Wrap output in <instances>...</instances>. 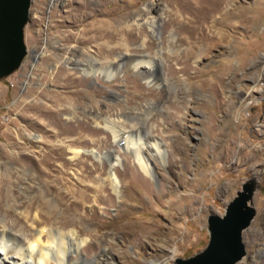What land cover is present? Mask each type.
Segmentation results:
<instances>
[{
  "label": "rangeland",
  "instance_id": "1",
  "mask_svg": "<svg viewBox=\"0 0 264 264\" xmlns=\"http://www.w3.org/2000/svg\"><path fill=\"white\" fill-rule=\"evenodd\" d=\"M86 1L88 21L110 20L115 29L133 24L137 39L129 51L153 54L151 82L126 61L116 64L118 50L107 54L106 39L77 45L69 38L81 34L77 18ZM154 3L30 0L27 52L0 78V219L28 237L26 220L36 210L53 227L75 221L66 230L75 228L97 249L67 264H180L178 258L207 243V216L222 213L256 174L255 215L235 264H264V0H231L224 19L211 14L200 28L181 13L166 33L174 9L158 0L162 21L153 35L140 20ZM81 53L97 60L77 62ZM106 125L118 131L116 141ZM154 140L167 151L164 161L146 149ZM138 144L157 179L148 178V187L136 183L140 191L131 193L124 173L141 172L134 163ZM113 163L118 194L111 188Z\"/></svg>",
  "mask_w": 264,
  "mask_h": 264
},
{
  "label": "bare ground",
  "instance_id": "2",
  "mask_svg": "<svg viewBox=\"0 0 264 264\" xmlns=\"http://www.w3.org/2000/svg\"><path fill=\"white\" fill-rule=\"evenodd\" d=\"M229 1L231 0H166V2L173 7L174 13L172 14L173 17L170 18L165 23L163 32L164 33L168 32L169 29L175 25V23L179 18L178 15H180L181 13L191 15V17L193 18V19L191 18L192 19L191 23L192 24L194 23V25L196 24L194 28L202 27V24H204V22L207 21V18L214 13H218L222 17V19H224V17H226L227 15V10L225 9ZM90 10L91 8L89 1H86L85 4L79 6V11H81V15L77 18L78 19L77 21L79 23L80 22L82 23L81 34L77 38H75L74 35L72 36L70 35L69 38L74 39L77 42V45H88V44L90 45V43L92 42H98V40L106 39V41L102 44V46L105 49L109 47L107 54L113 55L118 50L117 52L118 55L116 56L117 58L114 59V61L118 60V62L116 61L117 62L116 64H119L123 60L126 61L127 63H129L131 71H134L137 74H139L145 81L151 82L149 81L150 78L149 72L152 64L151 62L153 60V54L144 53V52L134 54L129 51L130 42L137 39V37H133L131 34V29L133 24L132 25L127 24V26H125L127 28L123 26L125 29L122 27H121L122 29H115L112 26L110 20L93 19L92 21H88ZM145 11H146V15L140 21L149 27L153 35L158 34L159 26L162 21V18L160 16L162 10L160 4H158V0H156V3L146 6ZM104 14L108 15V12H105ZM134 22L136 23L137 26H140V22L138 20H135ZM142 33H143V29H140L139 36H141ZM115 40L119 41L118 48L117 47L110 48L111 47L110 44L114 43ZM57 41L60 42L59 40ZM141 46H146V48L149 49L151 48L152 44L151 42H147V43L143 42V45ZM103 50H101V53L105 54L106 51ZM83 58L89 60H97L93 56L84 53H81L78 56V58L75 59L77 60V62H79ZM67 60L71 61L72 58L69 57ZM106 62L107 63L109 62L108 59L106 60ZM108 75L109 77L111 76L110 73H108ZM103 123H123V121L122 122L121 120L109 121L108 119H104ZM105 127L111 132V134L113 135L116 141L118 139V131L114 127L109 125H106ZM127 140L129 141L128 137ZM137 147L138 150L134 155V163L135 166L138 168V170H140L141 172H139L138 176H134L128 173L127 172L128 170L125 169V173H124L125 178L129 181V184L124 189L127 192H131V193L140 191L136 183L139 184L144 183V185L148 187L149 186L148 178H154L155 180L157 179V177L155 178L156 173L154 171V167L152 166L151 159L148 157L147 154H145L146 152L143 151L142 149L143 147L141 144H138ZM146 149H151L153 153L158 155L163 161L165 160L167 151L159 141L154 140L151 146H146ZM78 154H79L78 151H73L74 156H77ZM92 155L97 160L101 158V155L95 154L94 152H92ZM114 166H115L114 163L110 165L111 188L115 194H118L119 193L118 179L114 174V172L112 171ZM180 184H184V181L181 180ZM172 190L173 189H169V191H167L166 193L172 194L173 193ZM159 194L160 196H162L165 193L164 191H162ZM190 211L194 212V209L191 208ZM3 219L4 218L0 219V264H53V263L67 264L68 263L67 259L71 258V260L76 261L77 259L83 258L84 251L88 252L90 250H93L94 252L97 249L96 244L91 242L87 243V238L81 236L78 233V230H76L75 228H70L66 230L64 226L66 224L67 226L75 225V221L63 222L62 228L53 227L54 224L47 225V220H41L38 211L36 210L33 214V219H31V221L26 220L25 228L27 227L31 231V234L28 237L27 233L25 235L22 229L16 230L14 228L15 223L9 224ZM93 258L95 259L96 257L94 256ZM87 259L84 260L86 262H89Z\"/></svg>",
  "mask_w": 264,
  "mask_h": 264
},
{
  "label": "water",
  "instance_id": "3",
  "mask_svg": "<svg viewBox=\"0 0 264 264\" xmlns=\"http://www.w3.org/2000/svg\"><path fill=\"white\" fill-rule=\"evenodd\" d=\"M30 0H0V78L16 69L27 50L23 26L29 15ZM257 175L244 180L220 214L206 218L205 246L180 264H235L245 255L242 232L255 215L252 197L257 190Z\"/></svg>",
  "mask_w": 264,
  "mask_h": 264
}]
</instances>
